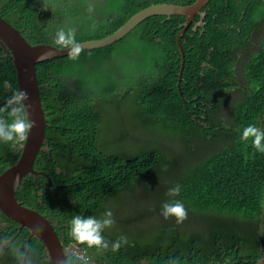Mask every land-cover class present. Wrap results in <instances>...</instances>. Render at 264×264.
Returning <instances> with one entry per match:
<instances>
[{
	"label": "trees",
	"instance_id": "1",
	"mask_svg": "<svg viewBox=\"0 0 264 264\" xmlns=\"http://www.w3.org/2000/svg\"><path fill=\"white\" fill-rule=\"evenodd\" d=\"M33 1L41 2L44 8L38 9L53 16V26L46 27L41 16L37 18ZM160 1L5 0L1 8L16 28L30 31L26 37L30 44L57 46L55 34L61 28H75L77 42L100 39L139 10ZM194 1L173 2L188 5ZM228 6L244 11L243 24L226 13H231ZM201 11L206 13L204 32H193L190 26L180 39L184 55L180 81L182 57L176 35L185 21L181 15L149 16L121 40L100 49L81 50L77 60L66 55L35 65L38 84L43 85L39 95L51 147L49 153L42 150L40 162L52 168L54 184H73V203L66 195L58 197L68 219L78 211L98 213L94 217L102 218L106 207L101 198L132 183L154 185V195L162 197L161 201L178 199L189 210L190 219L201 221L190 232L179 233L178 227L171 225L158 227L151 231L156 238L146 242L126 236L128 243L118 251H112L111 243L125 235L115 226L112 231L105 229L109 248L100 249L96 256L101 264H141L142 259L153 264H165L166 259L176 264H214L224 261L225 251L228 258L240 262L230 263L254 264L264 256V153L250 142L240 141L243 128L250 124L264 130V0H210ZM198 18L197 14L195 20ZM224 20L233 26L222 28ZM130 46L139 54L135 98L129 97L133 89L128 86L113 90H122L118 95L103 91L106 77L93 84L84 80L95 70L99 74L113 67L114 59L120 62L118 54ZM123 75L112 70L108 78ZM5 81L11 91L18 89L9 59L0 60V94H4ZM115 101V110L108 109ZM126 101L131 103L129 113L122 111ZM111 114L114 118L107 121ZM132 117L142 128L158 129L156 141L120 140V135L109 133L110 123L116 120L125 128L128 120L134 122ZM176 139L184 142L182 158L171 156ZM16 157L14 145L0 142V167L13 163ZM60 168L63 171L55 175ZM154 179L158 181L154 183ZM177 184L181 191L172 199L166 193ZM18 200L36 207L39 198L34 190L21 189ZM0 217L13 223L1 212ZM200 226L201 233H196ZM1 233L6 236L5 230ZM14 233L10 228V234ZM27 235L23 231L18 242L24 249L30 247L29 255L40 256L42 244L35 239L27 242Z\"/></svg>",
	"mask_w": 264,
	"mask_h": 264
},
{
	"label": "water",
	"instance_id": "2",
	"mask_svg": "<svg viewBox=\"0 0 264 264\" xmlns=\"http://www.w3.org/2000/svg\"><path fill=\"white\" fill-rule=\"evenodd\" d=\"M208 1L195 0L188 5L163 2L152 4L132 15L113 33L100 39L81 41L78 44L81 50L100 49L121 40L142 20L149 16H184L183 28L176 35V43L182 57L179 72L180 81L184 68V55L180 39L189 24L193 22L194 15L197 13L200 14L201 8ZM0 48L8 54L12 61L16 71L18 89H22L28 93L29 99L26 103L30 105V119L36 122V127L29 133L26 143L18 147L21 153L17 162L6 169L0 177V209L7 217L16 220L21 228H26L30 232L29 239L35 238L44 245L45 250H47L54 264H67L64 260V252L61 249V241L58 239L50 220L17 202L15 190L22 178L28 172L32 171V164L36 158V154L41 146L47 143L44 140L46 126L45 111L42 108L39 95V89L43 85L37 82L35 65L40 61L66 56L68 50L60 49L48 43L30 44L21 35L19 30L11 26L1 17ZM178 88H180L179 84ZM201 125L206 126L204 123H201ZM256 264H264V257L262 256Z\"/></svg>",
	"mask_w": 264,
	"mask_h": 264
},
{
	"label": "clouds",
	"instance_id": "3",
	"mask_svg": "<svg viewBox=\"0 0 264 264\" xmlns=\"http://www.w3.org/2000/svg\"><path fill=\"white\" fill-rule=\"evenodd\" d=\"M32 3L34 5L41 6L44 8L41 2L33 1ZM47 6L49 9L53 10L56 13V9L54 6L50 5L49 3ZM42 14L45 15L44 19H43ZM39 16H41L44 23H46L45 20L53 18L52 15L47 14L44 11L37 12V18H39ZM54 43L58 46V48L68 50L67 55L69 59L71 60L79 59L81 48L76 40L75 28H69L67 30L61 28L57 30L55 34ZM3 87L5 90L11 89V85L7 81L4 82ZM28 99H29V96L26 91L22 89H17L15 91H11V94L8 96V98L2 104H0V142L11 143L12 145H14V153L16 154V156L18 155V157L21 153V151L18 150V147L26 143L29 133L31 132L33 128L36 127V122L30 119V115H29L30 105L26 103ZM44 140H46L48 144L46 133L44 134ZM240 141L246 144L250 142L251 146L254 147L256 151L264 153V130H261L257 126L250 124L244 127L242 130V134L240 136ZM42 146H44V144ZM42 146L40 150H43ZM48 147H49V152H50L49 144H48ZM40 150L38 151V153L40 152ZM59 170L60 172H62L63 168H60ZM155 181L156 179H154V183ZM147 187L153 190L154 185L153 187L151 185L142 187L141 185L134 186L132 183L125 184L123 188L120 190V192L115 193V198L121 195L125 191L130 192V193H135V192H139L142 190H146ZM180 191H181V186L177 184L174 187L170 188L167 191L166 195H168L169 197H175L179 195ZM157 198L160 201L162 200V197L157 196ZM16 200L17 202H19L22 206L26 208H29L32 210L36 208V207L24 205L23 202L18 200L17 197H16ZM161 202L163 203L161 206V215L163 216L165 220L172 218V221L171 222L168 221L167 223L160 224L158 227H166L169 225L177 226L178 227L177 231L179 233L190 232L195 229L194 228L195 225H192V223L195 222V219H190L189 217H187L188 216L187 209L185 208L184 204L180 200H172V201H168L165 203L163 201ZM138 204L139 203L137 204L134 203L132 206H129V207H134L136 210V207H138ZM118 209L120 210L121 207H118ZM7 218L11 220L13 223H9L8 221L0 217V222H7L9 224L7 228H0V264H16L17 260L20 258V255H17L15 251L24 249V247L21 245L22 243L18 242V236L23 231L24 232L26 231L28 234L30 232L26 228H21L20 224L16 222V220L10 217H7ZM134 219H135V216H130V217L123 218L120 221H116L114 220L113 213L111 210H107L103 214V217L99 219L91 215L87 217H84L81 215H75L72 217L70 221L69 230H70L72 239L78 244L85 245L87 248L107 249L109 248V242L105 239L103 233L105 229L111 228L114 224L117 225L118 233L120 235L126 234V235H129V237H139L140 236V228L137 227L136 224H133V225L131 224L134 222ZM16 223L19 225L18 227L22 229L17 234H16L17 228L12 227L13 225H16ZM182 223L185 227H193V228L190 230L182 229V226H181ZM142 224L143 223L140 222V225ZM125 225H128V226L130 225L128 227V231H126ZM10 228L15 229L14 234H10ZM198 228L200 229H196V233H201V226ZM4 230L6 231L5 237L1 233ZM137 230H139L138 233H137ZM13 236L15 238H13ZM57 237L60 240V236L57 235ZM32 239H35V238H32ZM32 239H29V236H28V242L31 241ZM35 240L39 242L40 244H42L37 239ZM127 243H128V238L126 236H121L116 241L111 243V249L112 251H118L122 245H126ZM43 246L44 245L42 244V248ZM61 249L64 252V260L66 261V256H67L66 253H68L69 249L63 248L62 246H61ZM3 251H8L9 254L4 255ZM157 254H159V252H157ZM27 256H30L29 253L24 251L23 256L21 257V260H20L21 262L20 264H26ZM96 256L98 255L92 254V258L89 259L87 258V253H81L80 257H77V259L80 260L81 264H97V261H100V260L96 259ZM222 256L226 257L225 255H222ZM33 258L35 257L33 256ZM141 261H147V260L142 259ZM67 264H72V262L69 261L67 262ZM99 264H101V261L99 262ZM169 264H176V261L171 260L169 261Z\"/></svg>",
	"mask_w": 264,
	"mask_h": 264
},
{
	"label": "flooded vegetation",
	"instance_id": "4",
	"mask_svg": "<svg viewBox=\"0 0 264 264\" xmlns=\"http://www.w3.org/2000/svg\"><path fill=\"white\" fill-rule=\"evenodd\" d=\"M173 1L161 0L159 3H161V2H163V3H174ZM207 3L205 5H207ZM240 3H241V1H240ZM4 4H5V0H0V17L2 19H4L6 22H8L11 26L16 28L7 19V14H3L5 12L2 11L1 7ZM203 7L201 8V10L203 9ZM34 8L38 12H43L42 10L38 9L37 5H34ZM228 8L230 9L231 13H229V12H226V13L229 16H233L234 18L236 17L237 22H240L243 24V16L242 15H243L244 11L242 9H240V7H239L238 11H234V8L231 6H228ZM197 14L194 15L193 22H191L187 28L192 26L191 29L193 32H197L198 30H200V32L202 34L204 32V26L206 25V23H205L206 20L204 21L206 13L201 11V13L198 14L199 15L198 20H195V16ZM45 22H46V25H45L46 27H51L54 25V21L52 19H47V20H45ZM228 22H229V20H224L222 22L223 27L219 26V28L220 27L225 28V25H227ZM215 24L219 25L218 22H216ZM182 26H183V24H182ZM230 26H233V25L230 23V24H228V27H230ZM16 29L20 31L21 35L24 38H26L27 36L30 37V31L29 30H27L25 28H21V29L16 28ZM25 30H26V32L23 33ZM0 51H1L0 52V60L1 59H9L11 61V59L9 58V56L6 52H4L1 48H0ZM11 63H12V61H11ZM10 94H11V89L5 90L4 94H0V104H2L8 98V96ZM17 146H18V144H17ZM42 148L44 151L49 153V147H48L47 143H44V146H42ZM50 150H51V147H50ZM42 152L43 151L40 150V152L37 154V156L34 160V163L32 164V171L28 172L25 175V177H23L22 180L17 185L16 190H15V196L18 198V193H19V190H21V189L24 191L25 190H34L35 191L36 195H38L39 200H37V203L35 204L36 208H34V211H36L38 214L42 215L44 218L50 220L56 234L58 236H60L61 246L63 248L69 249L68 253H66V255H67L66 256V263L71 261L72 264H81V263H79L80 260L77 259V257H80L81 253H87V258L91 259L92 254L98 255L101 253V250L100 249L96 250V248H87L85 245L78 244L77 242H75L72 239L71 234H70V230H69V224L71 221V217L69 219L66 217V211L63 207H60V203L58 202V197L60 195H66L68 197L69 201L71 203H73V196L71 195L73 184H67V183L54 184L52 182V180H51L52 168H50L48 166L47 162H43L41 165L40 161H43V157L41 154ZM17 159H18V155H17L16 159L13 160V163L6 165L4 167H0V177L6 169H8L11 165L16 163ZM3 165H5V163H3ZM59 173H60V170H58V169L55 170V175L59 174ZM53 201H54V204H53ZM115 201H116L115 194H109V195L105 196L103 199L101 198V202L106 207V211L111 210L113 213L114 220L120 221V220H122V216H121V213H120V210L118 209V207L115 206V203H114ZM67 208L75 209L76 207H67ZM0 212L3 213V211L1 209H0ZM97 214L98 213H91V212H89V213L85 212L84 213V212L78 211L77 215L87 217L90 215L94 216ZM59 218L65 219L66 222H64V223L60 222ZM8 226H9V224L7 222H0V228H7ZM18 226L19 225L17 223H16V225L12 226L13 228H17L16 234L22 230ZM28 236H29V234H28ZM28 236L25 238L27 242H28ZM13 238H15V237L13 236ZM44 249H45V247L43 246V248L41 250V254L37 258L36 257L33 258V255L27 256L26 264H53L51 259H50V255ZM91 249H93V250H91ZM24 251L29 253L30 247H26L25 249L15 251L17 255H20V258L17 260L16 264L21 263L20 260H21V257L23 256ZM225 252H226V255H225L226 257H223L224 261L218 260L214 264L240 263L237 261V259H234V257L230 256L231 259H229L230 257L229 258L227 257V251H225ZM3 254L8 255L9 252L3 251ZM230 260H233L234 263H230ZM258 260H256L255 263ZM169 261H170L169 259H166L164 262H165V264H169ZM99 262L100 261H97V264H99ZM141 264H153V262L147 260V261H141Z\"/></svg>",
	"mask_w": 264,
	"mask_h": 264
},
{
	"label": "rangeland",
	"instance_id": "5",
	"mask_svg": "<svg viewBox=\"0 0 264 264\" xmlns=\"http://www.w3.org/2000/svg\"><path fill=\"white\" fill-rule=\"evenodd\" d=\"M126 47H129V46H125V48ZM131 47L132 46H130V48ZM130 48H127L126 52H121L118 54V57L121 58V61L119 62L118 60L114 59L116 63L113 65V67L110 66L104 71L100 70L99 74H97V71L95 70L94 72H91L92 73L91 76H85L84 80L93 84L100 77H106V80H105L106 85H104L101 88L103 91L107 89L108 91H113L116 89L124 88L126 86L131 87L133 89V83L138 79L136 78L137 75L135 73V70L137 67V60L139 59V54L138 52L134 50L133 47L131 49ZM91 62L95 63V65L98 64V62H94V61H91ZM112 70H116L120 74L124 73L123 77H121L120 79L108 78L109 77L108 73ZM128 76H132L133 79H127L126 77ZM239 81H241L240 77H239ZM134 90L135 89H133V92L129 94V97L131 98L136 97ZM121 91H118V92L113 91V94L118 95ZM233 95L237 96L239 95V93L233 92ZM121 102L122 101H120L119 103ZM116 105H117V102L115 101L114 103L109 105L108 109L114 111ZM130 109H131V103L129 101H126V106L122 109V111L124 113H129ZM112 114L110 117L107 118V121H109L110 118L111 119L114 118V117L112 118ZM132 119H134V122L132 120L131 121L128 120V124L126 125L125 128L120 127L118 125V121L116 120H115V124L110 123V126L112 128L110 127L109 133L112 135H120V138H121L120 140H128V139L134 138V139H141V140L147 141L148 139L153 138L156 141L157 139L156 137L160 135L158 129L154 130L152 128H142L139 125L138 119L134 117H132ZM104 128L107 129V126L105 125ZM166 138L167 137H164V140H166ZM166 142L170 143L169 140ZM137 144L140 145L141 142ZM171 147H172L171 156L175 158L177 156H180L181 158L183 157L182 155L183 148H184L183 141L181 142L179 139H176L172 143ZM126 149H129V148H126ZM156 181H158V179H156ZM154 194H155L154 191L148 187L146 190H142V191L135 192V193H130V192L125 191L121 195L117 196L116 201L114 202L116 207H121L120 213H121L122 219L126 217H130V216H135L134 222L131 224L132 225L136 224L137 227L140 228L139 237H141L143 242L149 241L152 238H156V235L151 231L156 230L160 224L167 223L168 221L170 222L172 221V218H169L168 220H165L163 218V216L161 215V206L163 203ZM175 197H172V199H174ZM134 203L135 204L139 203L138 207H136V210L134 207H129V206H132ZM182 203L184 204V202ZM187 212H188L187 217H189L190 212L188 209H187ZM193 219H195V222H193L192 225H195L197 222V219L195 217ZM140 222L143 224L140 225ZM199 222L201 223V221ZM202 224H203V221H202ZM114 226L117 227V225L114 224L111 228H108V229L113 230ZM129 226L125 225L126 231H128ZM181 226H182V229H185V230H190L193 228V227H185L183 223L181 224ZM197 229H200V228H197ZM125 236L129 237V235H126V234Z\"/></svg>",
	"mask_w": 264,
	"mask_h": 264
}]
</instances>
